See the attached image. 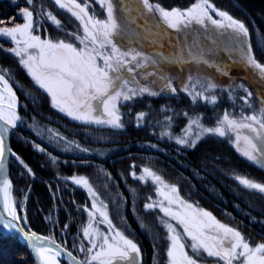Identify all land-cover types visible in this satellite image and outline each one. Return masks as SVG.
Masks as SVG:
<instances>
[{
	"label": "snow or ice",
	"instance_id": "1",
	"mask_svg": "<svg viewBox=\"0 0 264 264\" xmlns=\"http://www.w3.org/2000/svg\"><path fill=\"white\" fill-rule=\"evenodd\" d=\"M51 4L76 22L72 30L44 0H24L25 6L17 12L22 23L16 22V17L0 19V39L12 45L5 49L0 44V49L17 58L34 86L49 97L53 109L79 125L121 130L125 127L121 108L138 98L182 92L192 104L216 105L217 90L227 93L235 103L234 93L239 89L244 95L238 97L243 102L238 114L224 110L212 126H207L202 114L182 112L179 115L186 124L179 133L173 131L176 113L165 114L162 121H156L162 128L159 135L187 149H194L208 136L224 138L243 158L264 170V96L254 107L253 92L243 83L233 81L223 86L216 80V76L230 77L232 69L239 66L264 82V63L255 55L243 20L218 8L212 0H193L184 8L166 7L161 0H51ZM48 24L63 35L51 37ZM221 52L226 60L217 59ZM190 66L192 70L185 76H174L168 70L175 67L183 72ZM14 83L18 84L11 71L0 67V227L24 234L36 264H61L62 260L66 264H141L140 246L126 229L117 227L109 203L83 175L67 178L85 189L90 200V206H82L87 221L80 230V242L73 244L82 256L52 235L24 231L26 216L19 212L12 181L6 175L9 154L33 174L7 143L10 132L24 122L18 113ZM27 94L39 102L31 91ZM171 111L167 106L161 108L164 113ZM147 116L144 111L136 113V126ZM29 127L37 135L47 133L64 151H91L57 129L41 127L35 118ZM34 147L47 151L40 144ZM48 155L52 164L58 162V157ZM136 169V164L130 165L131 178L150 183L154 190L143 203L144 211L162 213L156 220L166 230L167 264H209V258L214 264H264V241L253 244L238 227L221 222L197 202L181 196L178 185L166 181L150 166H142L139 172ZM101 172L111 179L110 173ZM230 178L239 188L264 196V181L235 171ZM112 202L119 212L124 198L120 196L117 203L114 197ZM121 221L126 222V218L121 216ZM140 226L151 231L142 219ZM67 228L65 224L62 231Z\"/></svg>",
	"mask_w": 264,
	"mask_h": 264
},
{
	"label": "trees",
	"instance_id": "2",
	"mask_svg": "<svg viewBox=\"0 0 264 264\" xmlns=\"http://www.w3.org/2000/svg\"><path fill=\"white\" fill-rule=\"evenodd\" d=\"M65 24L72 30L75 21L68 14L58 10L51 4V0H44ZM166 7L178 6L181 8L190 5L193 0H161ZM221 9L227 10L234 17L243 20L251 33V42L257 59L264 63V0H212ZM24 5V0L13 4L12 0H0V19L16 17V22H23L17 15L18 8ZM48 34L53 37L62 36L51 24L47 25ZM0 44L4 48L12 45L3 39ZM0 67L11 71L14 89L19 97L21 116L34 115L42 122L51 124L60 129L68 137L80 143L93 147L125 146L137 142H155L179 155L189 165L205 174L220 188L221 193L230 202L240 204L247 211L264 218V196L258 193H249L239 188L233 179L232 173L249 174L258 181H264V170L254 166L229 145L226 139L208 136L194 149L181 148L167 138H160L162 128L156 121H162L165 114L174 116L173 131L179 133L186 124V119L179 115L188 112L192 115L202 114L205 121L214 115H220L224 110L230 112L239 110L240 99L237 96L235 103L228 99L225 92L218 94L216 105L210 106L201 103L192 104L185 94L176 96L163 94L157 97L144 96L136 99L128 110H123L125 127L121 130L95 128L79 125L50 106L49 97L34 86L26 71L19 66L17 58L5 50L0 49ZM31 93L38 97V103L33 102ZM167 106L171 112H161ZM147 112L145 122L137 127L134 117L138 112ZM100 137H103L101 139ZM34 144H40L47 151L40 152ZM12 150L19 155L32 169L35 177L31 180L26 170L17 161L11 160L9 166L10 179L13 184V195L17 204L21 205L26 191L30 188L27 201L24 205L29 227L38 234L52 235L58 242H67V246L77 256H82L73 247L80 242V230L87 221V213L83 205L90 206L87 192L82 187L74 185L70 179L72 175H83L90 179L101 197L109 203L112 219L117 227L126 229V234L133 238L141 248V264H167L166 230L158 225L156 217L162 215L158 210L145 212L143 203L149 195H154L153 186L133 180L129 175L130 165L136 164L139 172L142 166L148 165L166 181L179 186L181 196L213 213L221 222L238 227L239 230L255 244L264 241V229L253 224L237 213L232 205L219 202L202 188L188 170H184L176 162L159 152L145 151L132 146L119 154L107 157L104 160L95 157H71L58 154L52 149L39 143L34 135L22 126L16 130L11 140ZM58 157V162L52 164L48 154ZM101 169L110 173L108 179ZM105 184L108 185L105 188ZM136 192H132V189ZM120 194L124 198L119 212L112 202L115 197L120 202ZM121 216L126 222L121 221ZM141 219L147 223L151 231L140 226ZM67 224V230L62 231ZM209 258V264L212 263ZM0 264H35L29 250L17 237L3 236L0 233ZM62 264H66L62 261Z\"/></svg>",
	"mask_w": 264,
	"mask_h": 264
},
{
	"label": "rangeland",
	"instance_id": "3",
	"mask_svg": "<svg viewBox=\"0 0 264 264\" xmlns=\"http://www.w3.org/2000/svg\"><path fill=\"white\" fill-rule=\"evenodd\" d=\"M96 10H97V12L101 16L103 15V13L99 9V6L98 5L96 6ZM173 35L175 36V35H178V34L173 33ZM165 47H167V41H165ZM217 59L226 60L227 57H226V55L223 52H221L219 54V56L217 57ZM168 70L174 76H185V75H187V73L190 70H192V68H191V66L189 68H185L183 72H180V70H178L175 67L169 68ZM207 71H209V73L215 75V73H214L213 70L208 69ZM216 80H217L218 83H220L223 86H227L230 83H232L233 81H235V83H237V84L238 83H243L246 87L249 88V90H251L253 92L252 104H253L254 107H258L259 106V100H260V98L262 96H264V82H261L256 77V75H254L251 71L246 70V69H243V68H241L239 66L234 67L232 69V71L230 73V77L216 76ZM221 92L222 91L217 90V92H216L217 96ZM180 93H182V92H180ZM236 94H239V96L244 95V93L242 91H240L239 89H237ZM167 95H170V94H167ZM187 98L190 99L189 97H187ZM133 102H130L126 106L122 107L121 108V111L123 112V110L124 109L127 110V108L129 110V108H130V106L132 105ZM198 103L205 104L202 101L201 102H198ZM242 104H243V102L241 101L240 104H239V106H238L239 107V110L235 111L237 114L239 113ZM207 105H210V104H207ZM210 106H213V105H210ZM245 111H247V108H245ZM217 116L218 115H214L212 118H210V120H206V121H205V119H203V123L205 125H207V126H212L214 124V121H215V119H216ZM22 118H23V121L24 122L22 123L21 126L23 128H25V129H28L34 135L35 139L39 143H41L44 146L52 149L54 152H56L58 154H61V155H65V156H73V157H95V158L104 160V159H106L109 156L116 155V154H119L120 152L127 151L132 146L136 147L137 149H141V150H145V151L159 152V153L163 154L164 156L170 158L174 162H176L184 170H188L190 172V174L197 180V182L199 183V185L202 188H204L211 196H213L214 198H216L219 202H222V203H224L226 205H230L231 204L232 207L235 209V211L237 213H239L240 215H242L249 222H251L253 224H256V225H259L261 228L264 229V218L258 217L254 213L247 211L245 208H243L238 203H235L233 201L230 202L227 198H225V196H223V194L221 193V190L217 186V184L213 183L209 177H207L205 174L201 173L200 171H198L197 169H195L194 167H192L191 165H189L179 155L171 152L168 148L162 146L161 144H158V143H155V142H151V141H147V142H137V143H133V144L125 145V146L124 145L123 146H111V147H93V146H87V145H84V144L80 143L78 140H76V139H74L72 137H68L66 134H64L57 127H55V126H53L51 124H48L46 122H42L41 120H39L34 115H30L28 117L22 116ZM33 118H35V121L38 122V124L41 127H44V128L51 127V128L57 129L65 137H67L69 139L76 140L81 145L90 148L91 151L89 153H82V152H79V151H64V150H62V146L60 144H57L56 142L50 140L48 138V136H47V133H44L43 135H37L36 130H34L32 127H29V125H31L33 123ZM213 137H215V136H213ZM222 139H224V138H222ZM226 141L228 142L227 139H226ZM151 145H156V147L153 148V147H151ZM229 145L232 146L230 143H229ZM34 177H35V175H34ZM34 177H33V179H34ZM33 179L31 178V180H33ZM29 192H30V188L26 191V193H25V195H24V197L22 199L21 205H25V203L27 201V198H28ZM166 249H167V247L165 248V250ZM141 260L143 261L142 255H141Z\"/></svg>",
	"mask_w": 264,
	"mask_h": 264
},
{
	"label": "water",
	"instance_id": "4",
	"mask_svg": "<svg viewBox=\"0 0 264 264\" xmlns=\"http://www.w3.org/2000/svg\"><path fill=\"white\" fill-rule=\"evenodd\" d=\"M20 108H21V104H20V100H19V97H18V113H19V115H21L20 114ZM22 117V116H21ZM21 125L22 124H20L19 125V127L17 128V129H15V130H12L11 132H10V134H9V136L7 137V143H8V145H9V147L11 148V140H12V136H13V134H14V132L16 131V130H18L20 127H21ZM12 149V148H11ZM13 151V150H12ZM14 152V151H13ZM19 156V155H18ZM20 157V156H19ZM21 158V157H20ZM22 159V158H21ZM11 160H15V161H17L16 160V158L14 157V156H12V155H8L7 156V159H6V175L8 176V178L10 179V172H9V166H10V162H11ZM23 160V159H22ZM24 161V160H23ZM18 162V161H17ZM25 162V161H24ZM19 163V162H18ZM20 164V163H19ZM25 164H27V163H25ZM21 165V164H20ZM21 166H23V165H21ZM29 167V166H28ZM24 168V167H23ZM30 168V167H29ZM25 169V168H24ZM26 170V169H25ZM27 171V170H26ZM32 173H33V171H32ZM29 174V173H28ZM30 175V177L33 179V177H34V174H29ZM19 212H20V214L22 215V216H26L25 215V210H24V205H21L20 206V208H19ZM23 227H24V231L25 232H34V233H36L35 231H33L30 227H29V225H28V222H27V219H26V223H24L23 225H22ZM0 233L3 235V236H12V237H17L18 239H19V241L23 244V245H25V247L29 250V252H30V254H31V256H32V259L34 260V262H35V264H36V260H35V258H34V254L32 253V251H31V249L28 247V245H27V240H26V238H25V236H24V234L23 233H18V232H8V231H6V230H4L2 227H0ZM37 235H41V234H38V233H36ZM42 236H45V235H42ZM62 261H65V260H62ZM66 262V261H65Z\"/></svg>",
	"mask_w": 264,
	"mask_h": 264
},
{
	"label": "bare ground",
	"instance_id": "5",
	"mask_svg": "<svg viewBox=\"0 0 264 264\" xmlns=\"http://www.w3.org/2000/svg\"><path fill=\"white\" fill-rule=\"evenodd\" d=\"M237 95H239V94H237ZM71 157H73V156H71ZM11 180V179H10ZM14 196V195H13ZM24 210H25V207H24ZM25 215H26V212H25ZM32 257V256H31ZM63 262H65V261H63ZM66 263V262H65ZM61 264H62V261H61Z\"/></svg>",
	"mask_w": 264,
	"mask_h": 264
}]
</instances>
